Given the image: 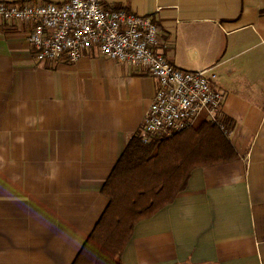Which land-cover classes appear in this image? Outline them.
Masks as SVG:
<instances>
[{"label":"crops","instance_id":"obj_1","mask_svg":"<svg viewBox=\"0 0 264 264\" xmlns=\"http://www.w3.org/2000/svg\"><path fill=\"white\" fill-rule=\"evenodd\" d=\"M102 4L151 16L178 69H215L238 154L193 170L185 192L135 226L122 264H264V0ZM31 31L24 22L0 27V264H73L157 83L95 48L74 63H39Z\"/></svg>","mask_w":264,"mask_h":264},{"label":"built area","instance_id":"obj_2","mask_svg":"<svg viewBox=\"0 0 264 264\" xmlns=\"http://www.w3.org/2000/svg\"><path fill=\"white\" fill-rule=\"evenodd\" d=\"M14 22L32 25L28 41L39 63H74L95 48L112 61L147 71L157 87L139 132L144 144L186 130L203 114L224 130L225 95L218 73L214 68L178 69L161 51V29L151 16L107 9L102 0L0 2V27Z\"/></svg>","mask_w":264,"mask_h":264},{"label":"trees","instance_id":"obj_3","mask_svg":"<svg viewBox=\"0 0 264 264\" xmlns=\"http://www.w3.org/2000/svg\"><path fill=\"white\" fill-rule=\"evenodd\" d=\"M224 130L203 114L191 127L144 144L139 134L106 180L109 204L73 264H122L135 226L172 204L185 192L193 170L238 159Z\"/></svg>","mask_w":264,"mask_h":264},{"label":"rangeland","instance_id":"obj_4","mask_svg":"<svg viewBox=\"0 0 264 264\" xmlns=\"http://www.w3.org/2000/svg\"><path fill=\"white\" fill-rule=\"evenodd\" d=\"M197 120V119H196ZM195 124V123H194Z\"/></svg>","mask_w":264,"mask_h":264}]
</instances>
